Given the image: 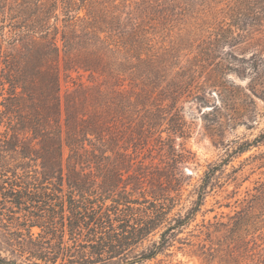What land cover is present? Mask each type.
Here are the masks:
<instances>
[{"label":"trees","instance_id":"trees-1","mask_svg":"<svg viewBox=\"0 0 264 264\" xmlns=\"http://www.w3.org/2000/svg\"><path fill=\"white\" fill-rule=\"evenodd\" d=\"M232 1L257 3L259 9L264 3ZM87 3L0 0V125L4 126L0 132V264H147L184 246L214 258L218 249L208 248L202 239L203 235L212 242L213 227L224 228L225 238L234 230L237 238H243L264 225V182L246 192L245 205L227 222L202 225L205 230L194 236L197 243L183 239L180 236L204 205L213 177L228 160L205 172L191 208L176 210L180 194H148L134 187L135 178L125 161L129 149L114 150L116 136L110 122L103 123L95 107L103 98L105 110L120 106L125 111L123 105L132 104V96H126L127 83L136 88L155 86L174 72L164 88L172 111L179 112L185 97L206 103L205 95L214 89L223 110L241 106L245 111L249 96L227 77L248 74L250 93L264 99V46L250 37L251 31L257 32L255 25L242 21L235 6L222 33L210 38L193 61L196 64L185 67L167 50L155 51V39L141 33L136 22L102 14ZM238 41L253 49L250 59L234 57L238 64L227 60L219 68L222 55H230L225 47H235ZM76 58L85 72L105 78L106 88L94 96L91 89L80 87L63 109L61 61L66 68ZM212 65L214 80L203 87L197 70ZM87 103L94 108L92 114L76 107ZM252 111L242 115L247 121L229 117L227 123L246 125ZM221 118L225 119L217 116V122ZM263 143L264 133L239 145L236 154ZM234 244L228 247L230 258H235Z\"/></svg>","mask_w":264,"mask_h":264},{"label":"rangeland","instance_id":"rangeland-1","mask_svg":"<svg viewBox=\"0 0 264 264\" xmlns=\"http://www.w3.org/2000/svg\"><path fill=\"white\" fill-rule=\"evenodd\" d=\"M86 5L94 6L108 16H121L126 23L136 22L141 33L147 32L148 37L155 39V51L163 54L167 50L177 56L180 65L185 67L192 65L210 38L222 33L221 29L231 22L228 14L233 8L235 10V6L242 14V21L255 25L257 32L251 31L250 37L260 39V44L264 46V3L261 9L257 8V3L237 5L232 0H89ZM237 43L235 47H225V54L231 56L222 55L223 61L216 62L220 61L219 68H222V63L227 65V60L237 63L234 57L250 59L253 49L241 41ZM79 61L74 59L66 68L61 61L60 97L63 109L66 99L75 96L80 87L91 89L90 93L94 96L98 90L106 88L105 78L85 72ZM214 70L213 65L197 70L201 75L200 85L207 87L213 82ZM173 74L168 72L155 86L140 85L136 88L127 83L126 96H132V104L128 107L125 103V111L120 106L105 110L103 98L99 99L95 108L103 123L110 122L111 132L116 136L114 150L122 152L121 147L129 149L130 155L125 161L135 178L134 187L148 194H180L181 202L176 210L185 212L191 208L196 200L194 190L200 185L205 172L211 165L228 160L227 165L213 177L196 221L180 236L197 243L194 236L199 235L201 229L205 230L202 225L227 222L235 210L240 211L245 205L246 192L253 190L257 183L264 182V143L251 147L242 155L236 154L239 145L252 142L264 133V99L250 93L252 83L248 74H243L244 78L229 74L227 79L234 80L249 96L245 111L241 106L223 110L219 105L221 98L214 89L205 95L206 103L197 104L191 98H183L176 113L169 107L168 93L164 89ZM161 91L166 94L159 96ZM89 101L92 103L93 99ZM90 103L83 108L77 104L76 107L92 114L94 108L90 107ZM217 105L219 109H214ZM251 110L252 115L246 125L227 123L229 117L247 121L242 115ZM217 116H224L225 119L217 122ZM3 130L4 126L0 125V132ZM213 229L212 242H208L203 235L202 239L207 241L203 244L208 248L218 249L216 258L205 257L199 249L184 246L181 251L174 248L147 264H264L261 258L264 255V225L256 231L251 230L245 238H237L236 230L225 238L226 235L222 234L224 228ZM232 244L235 245V258L228 255V247ZM221 251L222 256L219 254Z\"/></svg>","mask_w":264,"mask_h":264}]
</instances>
